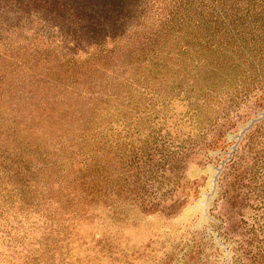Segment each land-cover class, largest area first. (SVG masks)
<instances>
[{"label":"rangeland","instance_id":"1","mask_svg":"<svg viewBox=\"0 0 264 264\" xmlns=\"http://www.w3.org/2000/svg\"><path fill=\"white\" fill-rule=\"evenodd\" d=\"M0 264H264V0H0Z\"/></svg>","mask_w":264,"mask_h":264},{"label":"trees","instance_id":"2","mask_svg":"<svg viewBox=\"0 0 264 264\" xmlns=\"http://www.w3.org/2000/svg\"><path fill=\"white\" fill-rule=\"evenodd\" d=\"M83 218H84V217H83ZM88 218H91V217H88ZM88 218H85V219H88ZM85 219H83V220H80V221H82V222H85V221H84Z\"/></svg>","mask_w":264,"mask_h":264}]
</instances>
